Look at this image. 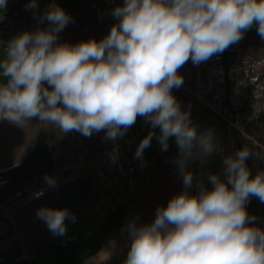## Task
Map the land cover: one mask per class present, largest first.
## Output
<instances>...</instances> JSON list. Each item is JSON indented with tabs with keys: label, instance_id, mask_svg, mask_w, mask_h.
<instances>
[{
	"label": "clouds",
	"instance_id": "obj_1",
	"mask_svg": "<svg viewBox=\"0 0 264 264\" xmlns=\"http://www.w3.org/2000/svg\"><path fill=\"white\" fill-rule=\"evenodd\" d=\"M6 4L0 0V9ZM36 8V0L26 5ZM112 14L119 22L99 42L56 45L71 17L55 4L41 17L52 28L14 38L0 61L6 78L0 82V119L23 126L38 118L64 133L90 137L105 131L104 139L115 141L143 117L160 128L162 151L175 137L174 163L185 191L158 208L151 224L128 225L132 240L125 264H264V231L250 226L255 218L245 209L250 196L264 202V173L250 177L245 148L224 159L226 182L210 174L213 188L201 182L198 195L190 196L187 163L211 155L214 136L211 130L198 135L190 112L181 111L171 91L183 83L178 69L189 59L198 64L222 52L253 24L264 39V0H125ZM153 135L141 140L137 159ZM117 158L118 147L111 153L113 162ZM44 183L57 187L49 175ZM43 194L41 189L35 197ZM36 217L58 236L66 233V219L75 221L67 208L41 207Z\"/></svg>",
	"mask_w": 264,
	"mask_h": 264
},
{
	"label": "built area",
	"instance_id": "obj_2",
	"mask_svg": "<svg viewBox=\"0 0 264 264\" xmlns=\"http://www.w3.org/2000/svg\"><path fill=\"white\" fill-rule=\"evenodd\" d=\"M97 1L106 19L118 24L119 18L112 13L116 7L123 6L125 0ZM49 10L39 9L28 13L15 11L0 16V50L4 57L9 43L17 36L53 27L47 20H41ZM255 25L245 31L238 42L209 59L198 64L189 59L178 69L183 83L179 88L174 87L180 94L206 108L210 126L217 124L223 141L221 162L216 174L225 182L224 159L228 156L235 158L236 153L245 148L249 151L245 164L250 177L264 173V51L252 52L247 47ZM87 32L88 28H83V33ZM65 43L69 44L68 40L57 34L56 45ZM5 121L0 119V126ZM64 134L71 138L73 157L82 172L100 183L106 212L112 214L130 202L137 193L143 173L140 159L135 157L138 147L135 126H131L122 138L115 141L105 140V131L93 132L90 137L77 131ZM116 147L118 158L113 162L111 153ZM52 177L57 179L58 186L59 176ZM209 187L211 190L213 185L210 183ZM41 189L44 194L36 198L35 194ZM50 190L52 188L46 184L40 185L31 194V200L43 198ZM246 211L250 218H255L250 226L264 231V203L250 196ZM76 223L77 217L74 222L71 220L72 225ZM61 245L65 247V244ZM24 263L0 260V264Z\"/></svg>",
	"mask_w": 264,
	"mask_h": 264
},
{
	"label": "crops",
	"instance_id": "obj_3",
	"mask_svg": "<svg viewBox=\"0 0 264 264\" xmlns=\"http://www.w3.org/2000/svg\"><path fill=\"white\" fill-rule=\"evenodd\" d=\"M257 27L258 25H255L247 46L252 52L264 51V42L257 33ZM171 91L180 104L181 111L190 112L191 123L196 127L198 135L208 131L210 122L206 108L174 88ZM5 123L6 121L1 125L2 132L4 127L9 125ZM53 135L56 137L55 150L53 149V153L48 152L55 163L52 175L59 176L60 182L43 198L31 200L30 194L8 210L6 217L10 220L12 232L0 242V260L6 263H24L42 254L52 244L69 236L72 231L89 233L102 224L113 223V236L103 244L95 256L82 264H125L132 240L128 225L133 222L138 226L151 224L158 208L166 207L170 199L185 191L183 177L174 163L179 149H174L170 137L168 143L172 144V152L162 151L155 157L147 167L143 183L140 182V189L129 204L108 214L104 207V194L100 183L84 174L73 157L71 138L58 130L53 132ZM31 151L4 152L0 155V172L23 165ZM193 159L195 161L196 158ZM191 163L192 159L188 161L187 166ZM187 192L189 194V189ZM41 207L67 208L78 218V223L72 225L71 220L66 219V233L63 236L54 235L46 223L36 217V212ZM7 232L8 227L1 224L0 238Z\"/></svg>",
	"mask_w": 264,
	"mask_h": 264
},
{
	"label": "trees",
	"instance_id": "obj_4",
	"mask_svg": "<svg viewBox=\"0 0 264 264\" xmlns=\"http://www.w3.org/2000/svg\"><path fill=\"white\" fill-rule=\"evenodd\" d=\"M10 1L7 0L6 7L0 9V15L3 12L12 10L10 8ZM71 17L80 26L84 28H90L92 24L102 15V7L96 0H63ZM31 3V0H20L18 6L25 7ZM4 54L0 50V61H3ZM2 73V69H0ZM0 82H6V78L0 75ZM150 125V123H149ZM137 133L138 145L141 140L148 135L143 117L138 116L134 124ZM160 129V128H159ZM209 130L213 132L215 150L209 155L206 172V184L210 185L209 175L216 174L220 165L219 158H215V155L219 152V156L222 155V136L219 132L217 124L209 126ZM160 135V130L154 133L151 144L144 150L143 158L140 159V166L143 167V174L140 182L146 176L147 167L150 162L157 157L161 152V145L157 141L156 136ZM201 158L196 157L192 166L193 181L200 164ZM191 188V187H190ZM199 192V190H198ZM197 192V195H198ZM129 204V202L127 203ZM114 224H102L101 226L94 228L91 232L85 233L80 231H72L69 236L62 238L56 243L52 244L45 252L37 255L34 259L25 262L24 264H82L95 256L114 234ZM61 244H65L63 247Z\"/></svg>",
	"mask_w": 264,
	"mask_h": 264
},
{
	"label": "rangeland",
	"instance_id": "obj_5",
	"mask_svg": "<svg viewBox=\"0 0 264 264\" xmlns=\"http://www.w3.org/2000/svg\"><path fill=\"white\" fill-rule=\"evenodd\" d=\"M19 1L20 0H11L10 8H12V10L3 12L2 14L7 12H15V11H20L21 13H28L39 9H47L50 8V5L55 4L60 8H62L64 12L71 17L63 0H36L37 8L27 9V10H26V6L25 7L18 6ZM114 25L116 24H113L108 19H106L102 11V15H100L98 19L92 24V26L88 29V32L86 34L83 33L84 27H80L71 17V21L64 27V29L61 32L58 33V35L63 39L64 38L67 39L71 46L89 40H95L99 42L103 40L110 33L111 28ZM144 122L148 134L149 132L155 133L158 130H160L159 127L153 129L151 124L149 125V122L145 120ZM5 124L7 125L9 124V125L4 127L5 128L4 132L0 130V155L4 154V152L13 151V150H20L22 153H28V151H31L32 149L34 150L39 145L46 147L48 151H51L53 153V149L55 150V144H56L54 141L56 137L53 135V132H55L56 130L62 132L55 125L41 122L38 118H33L25 122L23 126L15 125L13 123H10L9 121H6ZM137 133L139 135L138 131ZM172 142L174 149L177 150L178 147L175 141V137H172ZM172 144L170 145L172 146ZM170 145L168 147L169 148L168 150H170L169 152H172L173 147L170 148ZM217 157L221 162L222 155L220 157L219 152L215 155V158ZM208 158L209 156L207 158H203V159L201 158L200 164L198 165L197 171L194 176L193 184L191 188H188L190 196L197 195V192L199 190L197 185L201 182L203 183L205 188L210 191L209 185L206 184V177H205L207 172V167L209 165ZM193 163H194V159H192L191 164H188L186 171L192 172L191 169ZM141 168L143 169V167ZM229 187L231 186L229 185Z\"/></svg>",
	"mask_w": 264,
	"mask_h": 264
},
{
	"label": "water",
	"instance_id": "obj_6",
	"mask_svg": "<svg viewBox=\"0 0 264 264\" xmlns=\"http://www.w3.org/2000/svg\"><path fill=\"white\" fill-rule=\"evenodd\" d=\"M54 171L55 163L48 149L39 145L27 156L23 165L0 172V225L4 224L8 227V232L0 238V242L12 232L10 220L6 217L8 210L32 194L40 185L45 184L44 176H52ZM139 189L140 182L137 191ZM247 207L248 200L245 202L246 210Z\"/></svg>",
	"mask_w": 264,
	"mask_h": 264
}]
</instances>
